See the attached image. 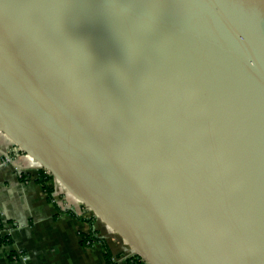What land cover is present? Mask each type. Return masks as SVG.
<instances>
[{
	"label": "water",
	"instance_id": "1",
	"mask_svg": "<svg viewBox=\"0 0 264 264\" xmlns=\"http://www.w3.org/2000/svg\"><path fill=\"white\" fill-rule=\"evenodd\" d=\"M0 132L146 264H264V0H0Z\"/></svg>",
	"mask_w": 264,
	"mask_h": 264
},
{
	"label": "crops",
	"instance_id": "2",
	"mask_svg": "<svg viewBox=\"0 0 264 264\" xmlns=\"http://www.w3.org/2000/svg\"><path fill=\"white\" fill-rule=\"evenodd\" d=\"M13 143L0 132V240L10 241L0 248V264H107L101 242L116 264H126V241L55 180L49 198L38 165L15 155Z\"/></svg>",
	"mask_w": 264,
	"mask_h": 264
},
{
	"label": "trees",
	"instance_id": "3",
	"mask_svg": "<svg viewBox=\"0 0 264 264\" xmlns=\"http://www.w3.org/2000/svg\"><path fill=\"white\" fill-rule=\"evenodd\" d=\"M53 177L51 175H46L45 172L43 170L39 171L38 173V182L43 186L45 192L48 194L49 198L52 197L54 190L49 186L52 182H53ZM1 227V226H0ZM91 240L90 237H87L85 239L86 241ZM9 239H1L0 240V248L2 246L8 245L9 244ZM105 248V253H106V261L107 264H116L112 253L110 251V249L108 248V246L106 245L105 242H101ZM126 264H146L145 262H143L141 259H139L137 256H132L129 259H127L125 261Z\"/></svg>",
	"mask_w": 264,
	"mask_h": 264
},
{
	"label": "built area",
	"instance_id": "4",
	"mask_svg": "<svg viewBox=\"0 0 264 264\" xmlns=\"http://www.w3.org/2000/svg\"><path fill=\"white\" fill-rule=\"evenodd\" d=\"M14 153H15V155H17V156H20V155H23V154H24V153H22V152H21L19 149H17V148L14 149ZM35 164H36V163H35ZM35 169H37V171H41V170L38 169V166L35 167ZM44 172H45L46 175H50V174L47 173L46 171H44ZM132 256H134V255H132V254L130 253V251L128 250V251H127V255L125 256V260L129 259V258L132 257Z\"/></svg>",
	"mask_w": 264,
	"mask_h": 264
}]
</instances>
